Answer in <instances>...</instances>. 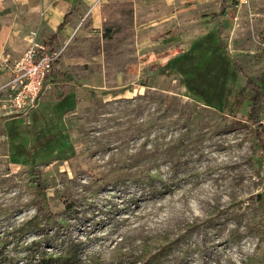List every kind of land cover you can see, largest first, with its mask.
Here are the masks:
<instances>
[{"label":"rangeland","instance_id":"374dc122","mask_svg":"<svg viewBox=\"0 0 264 264\" xmlns=\"http://www.w3.org/2000/svg\"><path fill=\"white\" fill-rule=\"evenodd\" d=\"M172 3L83 44V101L0 125V264H264V0Z\"/></svg>","mask_w":264,"mask_h":264},{"label":"crops","instance_id":"0c3cea01","mask_svg":"<svg viewBox=\"0 0 264 264\" xmlns=\"http://www.w3.org/2000/svg\"><path fill=\"white\" fill-rule=\"evenodd\" d=\"M172 2L173 0H0V86L9 80L13 62L28 49L33 40L45 43L56 33L53 46L61 50V56L55 62L53 72H49L45 80L43 101L45 105L50 104L51 111L57 104L73 100L79 103L88 97V88L93 85L84 78H79L74 69L79 66H96L101 75H105L107 71L105 48L102 46L98 50L88 51L83 49V44L94 36H103L104 27L125 18L127 11L130 13L127 18L131 26L147 21H150L147 25L153 27L169 25L170 17L155 18L153 21L154 13L148 15V11L166 9L173 6ZM116 78L119 83L120 71H117ZM107 83V79H104L99 86L103 88ZM15 117L18 118L19 114H6L0 106L2 127L10 125Z\"/></svg>","mask_w":264,"mask_h":264},{"label":"built area","instance_id":"2783aa9c","mask_svg":"<svg viewBox=\"0 0 264 264\" xmlns=\"http://www.w3.org/2000/svg\"><path fill=\"white\" fill-rule=\"evenodd\" d=\"M249 0H238L245 3ZM36 34V32H34ZM61 50L35 40L12 64L11 75L0 86V106L6 114L28 115L42 98L45 80ZM261 123L264 126V109Z\"/></svg>","mask_w":264,"mask_h":264},{"label":"trees","instance_id":"16d2710c","mask_svg":"<svg viewBox=\"0 0 264 264\" xmlns=\"http://www.w3.org/2000/svg\"><path fill=\"white\" fill-rule=\"evenodd\" d=\"M224 1V0H223ZM57 36V34H53L50 38H48L45 43L51 45L53 48V40ZM248 88L251 93V104L248 110V118L252 120L254 123H258L257 133L264 130V126L259 123V113L261 109L264 107V87L258 81H256L253 77H248ZM263 132V131H262Z\"/></svg>","mask_w":264,"mask_h":264}]
</instances>
